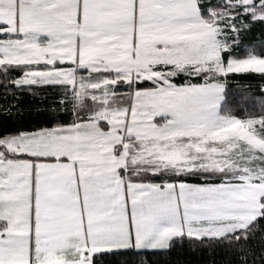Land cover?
<instances>
[{"label": "snow or ice", "instance_id": "obj_1", "mask_svg": "<svg viewBox=\"0 0 264 264\" xmlns=\"http://www.w3.org/2000/svg\"><path fill=\"white\" fill-rule=\"evenodd\" d=\"M0 264H264V0H0Z\"/></svg>", "mask_w": 264, "mask_h": 264}]
</instances>
